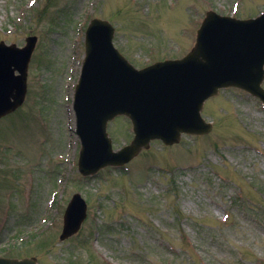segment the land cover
Segmentation results:
<instances>
[{
  "label": "rangeland",
  "instance_id": "rangeland-1",
  "mask_svg": "<svg viewBox=\"0 0 264 264\" xmlns=\"http://www.w3.org/2000/svg\"><path fill=\"white\" fill-rule=\"evenodd\" d=\"M26 1L0 0L1 40L21 45L28 33L38 36L26 101L0 120V178L7 173L12 181L0 186L17 188L16 208L0 227V255L34 256L38 264H264V108L257 99L220 90L203 107L213 121L208 134L183 136L169 147L152 141L125 168L92 179L80 178L72 163L64 100L82 54L77 42L92 16L112 22L114 45L141 66L183 55L206 10L252 16L264 0H36L32 6L46 11L31 22ZM107 131L115 148L132 137L125 117ZM57 153L65 154L58 175L49 172ZM52 188L57 204L49 211ZM75 191L89 215L77 236L60 242L59 207ZM28 197L32 210L22 202ZM2 200L0 190V208ZM44 211L51 216L46 226L39 220ZM34 224L46 234L28 238Z\"/></svg>",
  "mask_w": 264,
  "mask_h": 264
},
{
  "label": "water",
  "instance_id": "water-1",
  "mask_svg": "<svg viewBox=\"0 0 264 264\" xmlns=\"http://www.w3.org/2000/svg\"><path fill=\"white\" fill-rule=\"evenodd\" d=\"M111 35L110 25L97 19L86 33L87 54L76 94L83 172L117 162L109 152L105 135L107 120L116 114H127L136 132L132 144L123 150L120 162H124L151 138L173 143L183 131L207 132L209 127L200 119L199 111L203 100L219 87L241 86L264 99V90L259 86L264 64V14L254 20L209 14L198 31L196 47L187 57L156 63L142 71L133 70L112 49ZM31 48L32 43L21 50L0 44V115L12 110L24 95ZM12 66L21 72L20 76L12 75ZM87 157L89 165L83 162ZM74 204L76 212L70 217L79 222L83 209L75 200L67 220ZM71 224L69 221L62 237L76 229L70 228ZM6 263L20 264L0 261Z\"/></svg>",
  "mask_w": 264,
  "mask_h": 264
}]
</instances>
